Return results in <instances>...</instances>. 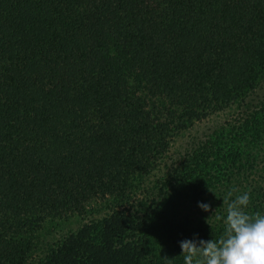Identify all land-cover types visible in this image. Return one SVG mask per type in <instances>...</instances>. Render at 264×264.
Here are the masks:
<instances>
[{
  "label": "trees",
  "instance_id": "1",
  "mask_svg": "<svg viewBox=\"0 0 264 264\" xmlns=\"http://www.w3.org/2000/svg\"><path fill=\"white\" fill-rule=\"evenodd\" d=\"M233 188L264 214V0H0V264H183Z\"/></svg>",
  "mask_w": 264,
  "mask_h": 264
},
{
  "label": "clouds",
  "instance_id": "2",
  "mask_svg": "<svg viewBox=\"0 0 264 264\" xmlns=\"http://www.w3.org/2000/svg\"><path fill=\"white\" fill-rule=\"evenodd\" d=\"M233 188L224 197L226 215H216L224 231L217 239L180 242L183 264H264V214L249 213L250 191L236 195ZM204 211L210 205L198 203Z\"/></svg>",
  "mask_w": 264,
  "mask_h": 264
},
{
  "label": "rangeland",
  "instance_id": "3",
  "mask_svg": "<svg viewBox=\"0 0 264 264\" xmlns=\"http://www.w3.org/2000/svg\"><path fill=\"white\" fill-rule=\"evenodd\" d=\"M188 135V132L184 133L183 136H180L177 138V141L174 143V146H172L171 151L173 149H179L183 145V142L185 141L186 137ZM78 227V220L76 217H69L67 219L62 220H51L45 222L40 230L37 233V249L40 250L46 245L50 244L54 240L60 238L61 236L73 232ZM36 250V251H38Z\"/></svg>",
  "mask_w": 264,
  "mask_h": 264
}]
</instances>
